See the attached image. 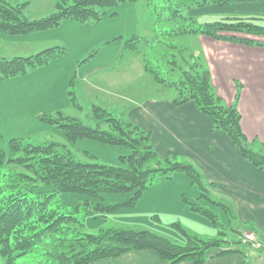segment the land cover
Here are the masks:
<instances>
[{
  "label": "trees",
  "instance_id": "16d2710c",
  "mask_svg": "<svg viewBox=\"0 0 264 264\" xmlns=\"http://www.w3.org/2000/svg\"><path fill=\"white\" fill-rule=\"evenodd\" d=\"M120 1L123 0H57L52 13L29 19L24 13L27 2L11 4L0 0V33L19 36L44 31L58 26L64 19L96 22L105 8ZM238 1L243 0H145V3L153 12H157V7L165 9L167 20L187 22L168 29L167 33L206 35L244 45L264 46V41L238 36L264 38V24L256 23L264 21V16L222 12L215 20L202 22L198 14L190 13L211 6L229 8ZM139 42L140 38L133 35L125 41V46L138 52ZM65 52L64 46L54 45L28 56L0 58V81L22 75L63 56ZM171 63L180 68L175 59ZM186 63L177 82L161 79L149 60L144 62L143 68L157 82L176 88L177 95L172 98L174 105L192 101L195 108L209 118L212 131L225 133L248 163L264 170V143L247 140L240 127L236 106L224 104L215 93L206 64L196 58ZM71 102L76 105L73 97ZM91 109L95 127L61 112H57L56 118L47 115L41 118L54 124L69 141L89 138L127 148L129 153L119 157L122 165L81 161L68 149H59L55 142L33 144L20 138L9 140L12 150L20 155L9 158L8 162L25 168V172L15 173L12 182L0 188V255L5 264H15L19 257L40 245L48 247L44 252L47 258L36 264H91L137 250H151L166 264L183 260L202 264L213 248L216 251L213 256L238 253L242 257L240 264H264L257 256L253 259L249 254L251 250L264 254V239L259 231L251 225L240 229L242 225L233 205L212 195L203 175L193 164L178 161L172 155L159 157L149 131L99 105L92 104ZM5 162V151L0 147V167ZM175 171L185 172L190 183L199 190L198 197L182 194V201L190 211L207 218L219 236L190 235L178 222L173 224L185 236L184 241L179 242L146 229L109 227L99 229L98 233L83 230L85 217L105 215L121 206H133L153 180L168 178ZM63 193L85 198L83 201L60 199ZM104 193L128 196L115 204H103L100 200ZM205 202L216 209L208 207ZM218 210L224 214L225 223L219 220ZM226 226L235 237L225 238ZM245 231L257 235L262 241L261 247L254 248L251 243L243 241Z\"/></svg>",
  "mask_w": 264,
  "mask_h": 264
},
{
  "label": "rangeland",
  "instance_id": "374dc122",
  "mask_svg": "<svg viewBox=\"0 0 264 264\" xmlns=\"http://www.w3.org/2000/svg\"><path fill=\"white\" fill-rule=\"evenodd\" d=\"M5 1L11 4L27 2L24 13L29 19L49 15L54 11L57 2ZM200 11L203 10L197 9L190 13L194 15ZM221 14H200L199 20L213 21ZM166 16L165 9L157 7V12H153L146 6L145 0H123L115 6L105 8L104 14L96 22L82 23L64 19L56 27L33 32L41 34L38 36L40 41L23 44L20 41L28 34L18 36L0 33V58L28 56L54 45H62L66 49L63 56L0 82V147L6 156V162L0 167V188L11 183L15 173L25 172V168L8 162L9 158L20 155L9 145L12 138H20L33 144L55 142L59 149H68L81 161L122 165L119 157L129 153L127 148L89 138L69 141L54 124L41 117L47 115L56 118L57 112H61L65 116L76 117L87 126L95 127L92 104L115 110V115L128 121L125 117L127 113L123 110L132 104L129 101L132 98L140 100L152 95H177L175 87L164 86L145 70L141 77L135 74L134 70L136 67L141 73L144 62L149 60L161 79L177 82L183 75L186 61L196 58L202 62L196 35L166 32L187 22L180 19L167 20ZM256 23L264 24V21ZM133 35L140 38L137 44L138 52L125 46V41ZM238 36L262 40L256 36ZM174 59L180 68L171 63ZM124 70L126 83H109L108 78L115 79ZM65 79L68 82V85H65L68 94L72 92V95H66L64 99L62 87ZM115 85H126L121 88V92H127V99L124 106L120 105V109L111 107L122 103L114 98L118 94L113 90ZM71 97L76 105L71 102ZM195 189L185 172L175 171L168 178L153 180L133 206H121L105 215L85 217L83 230L87 233H98L99 229L109 227L146 229L179 242L184 241L185 236L173 224L178 222L190 235L219 236L207 218L191 212L182 201V194L194 197L199 191ZM127 196L121 193H104L100 202L115 204ZM59 197L76 201H83L85 198L73 193H63ZM205 205L216 209L206 202ZM218 212L219 220L225 223L224 214L220 210ZM243 226L248 225H242L240 229ZM224 229L227 230L225 238L235 237L228 226ZM45 251H48L47 246H37L32 252L19 257L15 264H36L47 258ZM211 251H214V248L209 252ZM0 264H5L1 255Z\"/></svg>",
  "mask_w": 264,
  "mask_h": 264
},
{
  "label": "crops",
  "instance_id": "0c3cea01",
  "mask_svg": "<svg viewBox=\"0 0 264 264\" xmlns=\"http://www.w3.org/2000/svg\"><path fill=\"white\" fill-rule=\"evenodd\" d=\"M202 10L197 14L231 12L264 16V0H243L232 3L229 8L211 6ZM39 35L29 33L20 42L40 41ZM196 36L202 62L210 71L213 90L224 104L236 106L240 114V127L247 140L264 143V46L244 45L206 35ZM134 70L140 77L144 73L143 66L141 73L136 67ZM126 79L124 70L117 78H108V81L110 84H121L126 83ZM65 85H68L66 79L62 87L64 99L69 95ZM125 86L113 87L118 92L115 100L122 102L117 107L111 106L113 109L125 105L127 92H121ZM172 98L169 95L146 96L140 100L132 98L133 101L129 100L132 104L124 107L123 111H126L128 121L150 132L151 143L159 157L172 155L193 164L203 175L212 195L233 205L238 222L251 225L264 239V170H258L248 163L225 133L212 131L209 118L201 114L192 101L174 105ZM108 111L115 112L110 108ZM198 195L199 191L194 197ZM215 252H209L210 256L202 264H240L242 261L238 253L213 256ZM260 253L251 250L249 254L264 262V254ZM91 264L166 263L151 250H137ZM176 264L194 263L183 260Z\"/></svg>",
  "mask_w": 264,
  "mask_h": 264
},
{
  "label": "built area",
  "instance_id": "2783aa9c",
  "mask_svg": "<svg viewBox=\"0 0 264 264\" xmlns=\"http://www.w3.org/2000/svg\"><path fill=\"white\" fill-rule=\"evenodd\" d=\"M242 240L245 242H249L252 244L254 248H259L261 247V243L253 232L245 231L242 233Z\"/></svg>",
  "mask_w": 264,
  "mask_h": 264
}]
</instances>
